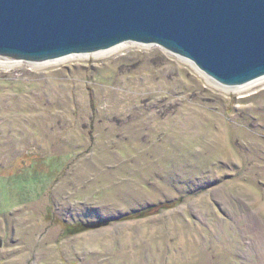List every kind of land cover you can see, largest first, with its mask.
Instances as JSON below:
<instances>
[{"label": "rangeland", "instance_id": "obj_1", "mask_svg": "<svg viewBox=\"0 0 264 264\" xmlns=\"http://www.w3.org/2000/svg\"><path fill=\"white\" fill-rule=\"evenodd\" d=\"M126 44L0 68V264H264V80Z\"/></svg>", "mask_w": 264, "mask_h": 264}, {"label": "water", "instance_id": "obj_2", "mask_svg": "<svg viewBox=\"0 0 264 264\" xmlns=\"http://www.w3.org/2000/svg\"><path fill=\"white\" fill-rule=\"evenodd\" d=\"M123 43L159 46L222 86L245 85L264 77V0H0V57L41 63Z\"/></svg>", "mask_w": 264, "mask_h": 264}, {"label": "bare ground", "instance_id": "obj_3", "mask_svg": "<svg viewBox=\"0 0 264 264\" xmlns=\"http://www.w3.org/2000/svg\"><path fill=\"white\" fill-rule=\"evenodd\" d=\"M126 45H127L126 43H123V44L117 45V46L112 47V48L107 49V50L95 52L92 55L95 58H101V57H104V56L113 54L115 52H118L121 49H124L126 47ZM87 57H88V54H81V55H79V54H76V55L72 54V55L65 56V57H62V58H58V59H55V60L41 62V64H42L41 66H45L46 67L47 65L64 64L65 62H69L71 60H84V59H87ZM21 63L22 62L19 61V60L18 61H14V62L13 61L10 62V61H2V60H0V68L1 69H3V68H5V69H12V68H16V67L20 66ZM190 64L193 66V68H195V70H197L196 67L192 63H190ZM35 67H37V66H35ZM197 71L199 72V70H197ZM201 74H203V73H201ZM207 79L209 81H211V83H213L217 88H220V89L224 90L226 93H231V92H233V93H243L244 91H247L249 89L254 88V85L256 83L262 82L264 80V78L262 77L260 79L254 80V81H252V82H250L248 84H245V85L234 86V87H226V86L219 85L218 83L210 80L208 77H207Z\"/></svg>", "mask_w": 264, "mask_h": 264}, {"label": "trees", "instance_id": "obj_4", "mask_svg": "<svg viewBox=\"0 0 264 264\" xmlns=\"http://www.w3.org/2000/svg\"><path fill=\"white\" fill-rule=\"evenodd\" d=\"M151 211H152V208H147V209H143V210H140V211L139 210L138 211H134L132 215H136V216L137 215H143L144 216V215H148V213H151ZM81 226H82V228H81ZM81 226H80V228H81L80 230L83 231V230L87 229L85 224H82Z\"/></svg>", "mask_w": 264, "mask_h": 264}]
</instances>
